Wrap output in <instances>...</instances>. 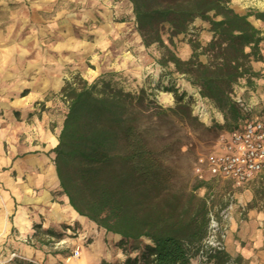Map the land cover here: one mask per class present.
I'll return each mask as SVG.
<instances>
[{"label":"trees","instance_id":"obj_1","mask_svg":"<svg viewBox=\"0 0 264 264\" xmlns=\"http://www.w3.org/2000/svg\"><path fill=\"white\" fill-rule=\"evenodd\" d=\"M129 2L143 44L163 50L160 66L172 67L196 87L232 130L246 116L236 97L249 102L237 87L244 80L245 91H254L260 73L252 64L264 62V34L250 20L252 12H237L231 0ZM198 19L210 26L204 46L192 33ZM180 35L190 36L187 59L175 51L174 39ZM117 75L107 72L91 83L79 74L65 80L60 96L66 113L52 150L61 193L79 215L118 236L115 245L126 257L123 264H191L192 250L209 223L207 203L196 192L203 183L188 191L176 189L167 150L151 147L145 134L154 118L176 114L193 120L191 104L170 86L166 91L174 93L176 106L162 108L144 88L125 90L113 80ZM263 111L260 104L247 116L262 117ZM34 229L36 240L48 246L63 237L38 224ZM211 261L239 264L240 259L220 251Z\"/></svg>","mask_w":264,"mask_h":264},{"label":"crops","instance_id":"obj_2","mask_svg":"<svg viewBox=\"0 0 264 264\" xmlns=\"http://www.w3.org/2000/svg\"><path fill=\"white\" fill-rule=\"evenodd\" d=\"M99 3L88 1L69 17L24 22L0 32V45H4L0 49L26 57L19 65L0 66V106L4 107V112L0 111V264H120L126 258L115 245L118 236L79 215L67 197L58 193L60 182L52 150L60 129L51 128L54 117L40 108L56 105L65 80L77 72L94 81L110 71L139 70L136 57L124 45L127 41L138 51L142 48L135 21L113 23L106 11L100 13L104 16L101 20ZM257 20L260 24L254 25L264 34V20ZM205 27L209 30L210 26ZM209 35L206 42L211 32ZM190 54L184 52L180 57L187 59ZM86 56L93 58L92 73H86ZM252 65L260 73L252 94L264 99V62ZM238 88L247 90L245 83ZM36 224L63 237L52 247L41 244L34 236ZM249 225H253L251 221ZM69 246L80 248L78 257L64 250ZM240 254L251 257L248 252ZM256 257L264 264L263 252ZM191 264L197 263L191 259Z\"/></svg>","mask_w":264,"mask_h":264},{"label":"rangeland","instance_id":"obj_3","mask_svg":"<svg viewBox=\"0 0 264 264\" xmlns=\"http://www.w3.org/2000/svg\"><path fill=\"white\" fill-rule=\"evenodd\" d=\"M88 1L100 2L98 18L101 20L104 16L100 13L106 11L113 23L128 19L135 21L129 0H0V32H9L13 26L21 27L24 22L38 20L50 22L54 17L64 15L69 17L79 8L78 6H84ZM231 6L238 11H251L253 16L250 20L255 25H259L257 19L264 16V0H231ZM207 24L209 25L208 22L198 19L192 27L193 35L197 36L203 46L206 45V41L210 37V31L205 27ZM135 28L140 36L137 26ZM80 33L83 35V32ZM189 38L190 36L180 35L174 39L175 51L179 56L184 52H192L188 44ZM131 44V42H124L128 51L136 57V62L140 66L139 70L132 73L113 71L119 73L113 80L123 86L125 90L133 93H138L144 88L146 96L157 106L165 109L176 106L174 93L166 91V88L175 86L179 93H185V100L191 104L193 120H189L185 116L170 114L167 117L152 119L147 123L145 129L151 147L157 150H167L165 160L174 171V187L188 191L198 183L193 173L196 158L200 154H207L215 150L219 137L229 129L226 126L224 114L211 101L203 98L198 89L187 82L183 76L174 73L172 67L160 66L158 61L162 57L163 50L157 44L146 47L142 42V48L139 51L136 46ZM3 46L0 45V48ZM142 55L145 59L142 58ZM24 59L26 57L21 56L19 52H6V49H0V66L19 65ZM202 59L204 60L205 57L203 56ZM92 62L91 56L84 58L86 73H92V69H94ZM76 74L84 79L87 78L80 72L72 74L70 77ZM244 83L245 81L242 80L240 85ZM237 90L239 93L246 92L245 98L256 106L264 104V99L254 96L252 91H239L238 87ZM40 108L41 111H47L54 117L55 121L51 123V128L61 129L66 113V105L61 100V96L56 105L50 107L43 105ZM3 109L4 107L0 106L1 112H4ZM262 113L264 118V111ZM210 185L208 191L212 190L215 196L211 210L216 215H219V212L230 203L233 204L224 252L232 254L231 257L233 256L234 259L239 257V264H249L251 260L257 261L256 264H259L261 258L256 257V254L264 253V174L241 187H234L230 182H215ZM208 191L199 188L196 192L198 196L205 199ZM58 193L66 198L61 193V188ZM250 221L252 226L249 225ZM257 221L259 224L256 223ZM257 232L260 234L258 237L256 236ZM256 242L259 243L257 249L254 248ZM227 246L228 251H226ZM74 249L69 246L64 250L70 254ZM241 251L244 254L248 252L251 257L249 259L243 257L240 254ZM192 253H194L192 259L197 264H201L196 248L192 250ZM124 261L120 264H123ZM209 264L214 263L211 261Z\"/></svg>","mask_w":264,"mask_h":264},{"label":"built area","instance_id":"obj_4","mask_svg":"<svg viewBox=\"0 0 264 264\" xmlns=\"http://www.w3.org/2000/svg\"><path fill=\"white\" fill-rule=\"evenodd\" d=\"M243 112L246 114L236 126L223 133L217 142L215 150L200 154L194 163L193 173L204 191L215 182H230L234 187H241L256 177L264 174V118L250 114L256 106L252 101L244 102L236 97ZM212 190L208 191L205 201L208 206V229L203 240L196 247V253L201 264L211 263L212 256L224 251L232 218L233 204L216 215L211 210L214 199ZM80 248L73 250V256L78 257Z\"/></svg>","mask_w":264,"mask_h":264}]
</instances>
